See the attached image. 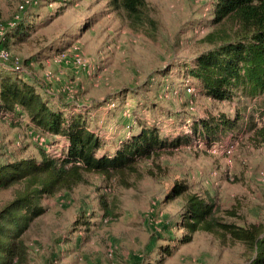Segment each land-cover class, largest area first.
Returning <instances> with one entry per match:
<instances>
[{
	"label": "rangeland",
	"instance_id": "374dc122",
	"mask_svg": "<svg viewBox=\"0 0 264 264\" xmlns=\"http://www.w3.org/2000/svg\"><path fill=\"white\" fill-rule=\"evenodd\" d=\"M146 1L156 23L153 36L128 28L106 0H74L59 14L57 0H32L24 14L34 12L33 28L23 41L14 42L5 34L19 0H0V47L6 45L10 54L0 61V71L8 62L19 65L51 102L65 101L71 108L66 113L90 118L107 148L113 137L126 136L139 116L157 122L165 133L188 131L170 110L197 117L241 112L243 122L252 115L257 126L264 125L256 111L262 97L211 101L174 77L205 47L200 40L211 28V0ZM0 115L1 158L37 155L41 148L61 156L67 146L64 137L35 132L26 116L10 120ZM242 126L218 141L193 138L189 145L162 153L157 161L165 171L159 177L148 175L152 161L145 160L140 173L129 177V186L87 174L86 182L72 191L42 198L44 211L24 232L25 264H245L250 254L242 245L222 244L208 233L196 232L190 242L178 243L185 232L178 225L183 203L180 198L167 202L163 195L171 180H184L189 193L214 198L223 215L235 209L229 221L264 223V138L246 123ZM11 193L0 190V205ZM100 194L116 200L115 220H100ZM83 215L91 222L89 231L75 224ZM167 246L170 254L161 249Z\"/></svg>",
	"mask_w": 264,
	"mask_h": 264
},
{
	"label": "trees",
	"instance_id": "16d2710c",
	"mask_svg": "<svg viewBox=\"0 0 264 264\" xmlns=\"http://www.w3.org/2000/svg\"><path fill=\"white\" fill-rule=\"evenodd\" d=\"M57 1L61 3L60 10L56 11L59 14L74 0ZM106 1L128 28L154 35L156 23L146 0ZM27 7L20 11L16 24L8 27L5 34L14 42L23 41L33 28L30 21L34 12L25 15ZM208 13L211 28L200 40L205 47L180 67L174 77L181 78L184 87L193 86L201 98L211 101L237 97V102L242 103L262 97L257 101L256 111L264 117V0H211ZM2 45L0 48L7 49ZM5 66L0 71V114H7L10 120L26 116L35 132L64 137L67 146L62 149L61 156H53L41 148L37 155L28 157H0V190L12 191L10 199L0 205V264L27 263L24 232L31 220L44 211L42 198L72 191L86 182L87 174L117 178L129 186V177L140 173L141 162L151 160L152 166L147 168V173L159 177L165 171L157 161L159 156L181 145H189L193 138L206 144L215 142L228 131L241 129L243 123L248 130H254L257 137L264 138V125L257 126L252 115L243 122L241 112L235 116L222 112L197 117L185 110H170L169 115L188 131L180 128L165 133L157 122L149 123L139 116L135 125L128 126L129 133L113 137L110 140L113 145L107 148L108 143L94 130L90 118L72 110L66 113L71 109L66 108L67 102H51L39 83L15 70L14 64L8 62ZM170 183L163 194L164 200L170 202L180 198L183 203L178 225L185 232L177 239L178 243H188L194 233L204 232L222 244L242 245L250 254L245 264H264L263 222L244 225L229 221L227 216L236 215L235 209L224 210L223 215L214 198H199L189 193L184 180H171ZM99 204L100 220L118 217L116 200L108 201L100 194ZM75 224H82L87 231L91 229V222L84 215ZM161 249L166 254L172 251L168 246Z\"/></svg>",
	"mask_w": 264,
	"mask_h": 264
},
{
	"label": "built area",
	"instance_id": "2783aa9c",
	"mask_svg": "<svg viewBox=\"0 0 264 264\" xmlns=\"http://www.w3.org/2000/svg\"><path fill=\"white\" fill-rule=\"evenodd\" d=\"M32 0H19V3H18V6H17V9H18V12L14 15V17L12 18V20H10L8 22L7 25L9 26H12L15 24V21L19 18V13L21 10H23ZM2 34V29L0 30V36ZM10 58V54L8 52L7 49L5 48H0V61L1 62H6L7 60H9ZM14 69L15 70H18L20 69L19 68V65L17 64H14ZM191 87H188L187 89L190 90Z\"/></svg>",
	"mask_w": 264,
	"mask_h": 264
}]
</instances>
